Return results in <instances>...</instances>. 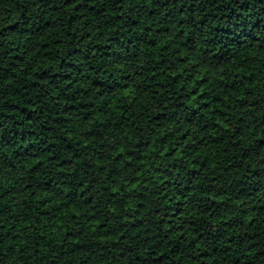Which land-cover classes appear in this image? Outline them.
<instances>
[{
  "label": "trees",
  "instance_id": "16d2710c",
  "mask_svg": "<svg viewBox=\"0 0 264 264\" xmlns=\"http://www.w3.org/2000/svg\"><path fill=\"white\" fill-rule=\"evenodd\" d=\"M0 264H264V0H0Z\"/></svg>",
  "mask_w": 264,
  "mask_h": 264
},
{
  "label": "clouds",
  "instance_id": "9594fccd",
  "mask_svg": "<svg viewBox=\"0 0 264 264\" xmlns=\"http://www.w3.org/2000/svg\"><path fill=\"white\" fill-rule=\"evenodd\" d=\"M111 83V81H109Z\"/></svg>",
  "mask_w": 264,
  "mask_h": 264
}]
</instances>
